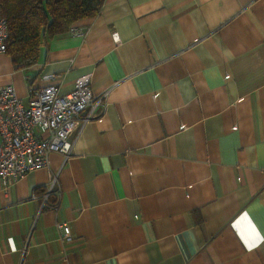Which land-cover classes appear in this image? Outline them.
<instances>
[{
    "label": "crops",
    "instance_id": "0c3cea01",
    "mask_svg": "<svg viewBox=\"0 0 264 264\" xmlns=\"http://www.w3.org/2000/svg\"><path fill=\"white\" fill-rule=\"evenodd\" d=\"M52 72L106 94L0 192V264H264V0H104L33 64L0 53L23 100Z\"/></svg>",
    "mask_w": 264,
    "mask_h": 264
},
{
    "label": "built area",
    "instance_id": "2783aa9c",
    "mask_svg": "<svg viewBox=\"0 0 264 264\" xmlns=\"http://www.w3.org/2000/svg\"><path fill=\"white\" fill-rule=\"evenodd\" d=\"M7 21L0 16V53L6 52ZM113 41L119 40L112 31ZM57 73L42 76L44 84L32 88L26 100L13 84L0 85V192L9 188L26 172L48 165L52 151L67 157L72 150L69 134L78 123L84 125L97 115L106 92L96 95L88 77L77 79L71 90L60 91ZM44 199L59 194L57 174H50ZM45 202V201H44ZM53 208L57 203L51 204ZM60 238L71 241L67 223L57 224Z\"/></svg>",
    "mask_w": 264,
    "mask_h": 264
},
{
    "label": "trees",
    "instance_id": "16d2710c",
    "mask_svg": "<svg viewBox=\"0 0 264 264\" xmlns=\"http://www.w3.org/2000/svg\"><path fill=\"white\" fill-rule=\"evenodd\" d=\"M104 0H0L7 21L6 53L15 66L33 64L42 43L68 32L79 19L96 15Z\"/></svg>",
    "mask_w": 264,
    "mask_h": 264
}]
</instances>
